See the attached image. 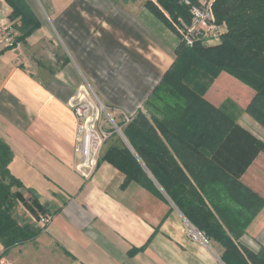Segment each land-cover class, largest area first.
Here are the masks:
<instances>
[{
    "label": "crops",
    "instance_id": "1",
    "mask_svg": "<svg viewBox=\"0 0 264 264\" xmlns=\"http://www.w3.org/2000/svg\"><path fill=\"white\" fill-rule=\"evenodd\" d=\"M23 1L39 26L19 46L0 45V139L23 195L52 218L41 228L43 213L20 203L19 222L39 231L6 250L0 243V253L15 264H223L222 246L191 237L192 225L160 187L164 198L135 181L122 186L123 172L102 155L89 178L74 168L70 98L86 84L113 113L133 115L175 59L173 27L144 0ZM11 10L0 0V22L19 34ZM256 162L241 180L264 197ZM239 241L264 246V206Z\"/></svg>",
    "mask_w": 264,
    "mask_h": 264
},
{
    "label": "trees",
    "instance_id": "2",
    "mask_svg": "<svg viewBox=\"0 0 264 264\" xmlns=\"http://www.w3.org/2000/svg\"><path fill=\"white\" fill-rule=\"evenodd\" d=\"M6 1L12 8L9 17L19 20L15 27L17 41L22 42L39 21L23 0ZM211 1L217 22L226 26L220 40L185 45L178 36L174 61L143 103L148 117L138 109L122 127L130 147L123 142L110 144L102 159L123 172L122 186L135 181L164 198L162 189L196 230L222 246L223 264H264L263 245L253 251L239 241L264 206V197L241 180V163L232 169L218 157L219 147L239 126L224 109L204 98L205 83L199 86L195 81L197 76L211 81L226 71L249 86L244 111L264 127V0ZM157 3L173 19L191 18L182 0ZM145 5L172 27L161 8L147 0ZM241 137L254 151L264 150V143L252 134L245 131ZM11 158L9 146L0 139V243L4 250L39 231L32 222L16 220L20 203L36 216L47 210L36 197L23 195V184L8 169Z\"/></svg>",
    "mask_w": 264,
    "mask_h": 264
},
{
    "label": "built area",
    "instance_id": "3",
    "mask_svg": "<svg viewBox=\"0 0 264 264\" xmlns=\"http://www.w3.org/2000/svg\"><path fill=\"white\" fill-rule=\"evenodd\" d=\"M182 1L189 7L191 15L189 23H185L180 18L171 19L165 13L180 40L185 45H192L199 40L202 42L218 41L226 31V26L224 22H217L212 10V1L198 0L196 4L191 3L190 0ZM19 44L15 30L10 25L0 22V45L12 48ZM90 90L89 86L81 85L69 100L75 121L73 152L76 159L74 168L84 178H89L95 170L104 147L113 133L118 132L121 135L120 126L115 123L114 118L107 113L105 105ZM103 113H106V119L102 116ZM130 119V116H126L124 121L127 123ZM51 218V214L43 213L38 218V225L44 228ZM187 232L193 238L207 240L204 234L193 226H189ZM0 264L15 263L0 253Z\"/></svg>",
    "mask_w": 264,
    "mask_h": 264
},
{
    "label": "rangeland",
    "instance_id": "4",
    "mask_svg": "<svg viewBox=\"0 0 264 264\" xmlns=\"http://www.w3.org/2000/svg\"><path fill=\"white\" fill-rule=\"evenodd\" d=\"M147 1L152 2L153 4H156L159 8H161V6L158 5L157 0H147ZM163 12L164 14L167 13L165 10H163ZM169 17L173 19L172 16L169 15ZM178 18H180L185 23L190 22V20L187 21L183 16H178L175 19L177 20ZM219 23H223V22H219ZM173 33L174 35H177V33L174 30H173ZM56 39L59 42V49L62 50L61 40L59 39V36L57 33H56ZM218 41L210 40V41H205L203 43L204 44H214V43H217ZM43 43L45 44V47H46L45 51H47V44L46 42H43ZM33 58L34 56L32 57V63L37 64V66H39V63H36L37 61L33 60ZM38 59L42 62L41 57H39ZM195 81L198 82L199 86H201L202 83H205V88L203 92L204 98L210 103H212L214 106L224 109L229 116L233 117L236 120V123L240 127V128L238 127V132H236V130L233 131V135L234 134L235 135L231 139L224 141L223 144L219 147L220 152L218 153V157L221 160H223L227 165H230L232 169L233 168L236 169L237 168L236 164L241 163V167L243 168L242 169L243 171L240 173L241 174L240 178L242 177V174H244V172L249 168L251 163H253L255 160L257 161L256 164L264 168V159H263L264 150L254 151L255 148L250 146L249 145L250 143L247 142L244 139V137H241L242 132L246 131L247 133L252 134L254 137H256L257 139L261 140L264 143V127L260 125L247 112L244 111V107L250 98L251 88L243 84L238 79L231 76L226 71L220 72V74L211 81H206V79L198 77V76L195 78ZM90 92L94 94L91 90ZM95 97L97 96L95 95ZM106 110H107V113L111 115V117L114 118L115 123L118 126H120V131L122 133V129H123L122 127L126 123L124 121L126 118V115H123L121 113L120 114L113 113L108 107H106ZM142 111L144 113L146 112V108L144 106L142 107ZM146 114L148 117L147 112ZM102 116L106 119V113L105 114L103 113ZM127 116L132 117V115H127ZM107 125L109 124L107 123ZM120 142H123L125 145L129 146L118 132H114L111 138L106 143L104 150L110 144H120ZM252 154L255 156L252 158L251 163L245 166L246 160L249 157H251ZM249 177H251V175H249ZM20 207H22L21 204H20ZM28 212L30 211L28 210ZM19 216H22L21 209L16 210L15 218L18 221L20 220Z\"/></svg>",
    "mask_w": 264,
    "mask_h": 264
},
{
    "label": "water",
    "instance_id": "5",
    "mask_svg": "<svg viewBox=\"0 0 264 264\" xmlns=\"http://www.w3.org/2000/svg\"><path fill=\"white\" fill-rule=\"evenodd\" d=\"M121 136L123 137L124 141L129 145V143L127 142V140L125 139V137L122 135V133H121Z\"/></svg>",
    "mask_w": 264,
    "mask_h": 264
}]
</instances>
